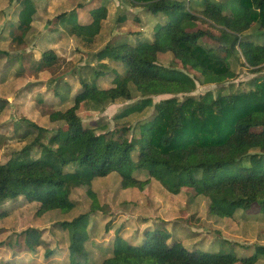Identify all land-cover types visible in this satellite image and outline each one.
Wrapping results in <instances>:
<instances>
[{
  "label": "trees",
  "instance_id": "16d2710c",
  "mask_svg": "<svg viewBox=\"0 0 264 264\" xmlns=\"http://www.w3.org/2000/svg\"><path fill=\"white\" fill-rule=\"evenodd\" d=\"M132 1L143 4L154 15L168 16V22L156 32L155 40L136 45L125 38L109 41L95 54V59L125 65V72L117 75L118 84L102 88L82 80L83 89L73 99L62 98L58 108L44 110V114L60 113L66 125L52 132L29 122L30 129L24 136L34 128L35 139L0 163V204L23 195L30 209L39 215L49 210L79 208L81 201L72 196L73 189L79 182H89L90 209L50 228L53 235L62 233L66 242L54 236L58 247L51 249L46 240H39L47 246L48 257L63 251H69L75 258L84 253L87 243L96 236L91 217L102 209L97 183L113 172L122 176L123 189L138 186L141 181L138 171H146L173 194H179L185 187L192 188L210 199V213L220 217L235 219L240 210L259 203L264 223V75L249 81V87L242 91L216 96L208 91L196 96L191 93L197 88V80L186 70L190 62L195 64L203 73L205 84L218 83L223 76L236 77L227 59L231 54L238 55L239 48L247 67L260 72L264 43L252 40L246 32L259 25L264 34V0H236L243 9L240 17L224 11L223 3L230 0L222 3L203 0L200 11L192 7L191 0ZM75 14L73 10L59 14L58 18ZM92 15L96 21L105 19L107 4L94 9ZM197 20L210 24L218 33L194 30ZM69 30L80 36L92 35L93 26L76 22ZM203 37L213 40L217 48L212 50L201 43ZM11 40L24 45L19 35L10 37ZM159 53H171L175 62L171 66L160 64ZM56 58L52 51L43 53L47 64ZM178 60L185 69L180 68ZM132 87L143 95L172 97L157 103L151 96L133 101L136 92ZM120 99L133 102L116 115L119 120L153 109L149 117L135 125L139 136H130L132 127L106 128L98 133L94 127L85 125L80 115L83 104L103 105ZM6 107V100L0 98V114ZM245 161L251 165L247 166ZM228 191L233 198L227 195ZM110 224L106 225V231ZM171 237L164 226L147 229L138 245L117 235L111 256L100 264H236L239 261L255 264L259 252L264 251V245H258L256 254L239 257L232 252L191 250L178 238Z\"/></svg>",
  "mask_w": 264,
  "mask_h": 264
},
{
  "label": "rangeland",
  "instance_id": "374dc122",
  "mask_svg": "<svg viewBox=\"0 0 264 264\" xmlns=\"http://www.w3.org/2000/svg\"><path fill=\"white\" fill-rule=\"evenodd\" d=\"M112 1L115 5L111 6L107 34L94 42H86L83 40L85 38L77 37L74 43L77 51L72 53L77 57V62L73 59L67 60L66 56L59 59L56 64H51L50 60L48 61L51 62L50 65H47L42 56L43 47L38 51L27 52L25 50L27 45H20V42L13 40L7 47L9 51L7 55L0 50V98L7 102V107L0 114V163L7 161L16 151L35 139L34 128H31L33 130L31 134L24 136L30 129L29 122H35L52 132L66 125L60 113L44 114V110L58 108L62 98L73 99L83 89L82 80L96 83L102 88L118 84L117 75L125 72V65L110 63L108 60L98 61L94 55L105 45L109 38L107 36L114 30L127 31V42L136 45L142 41H154L158 29L169 20L166 14L154 15L148 12L143 4L132 0H121L120 3H117V0ZM2 2L1 6H5L7 0ZM105 2L107 3V0ZM105 2L99 1L94 7H100ZM191 5L196 11L202 10L204 6L203 0H191ZM223 7L226 13H231L235 17L243 16V9L236 0L224 2ZM122 16L126 17V20L119 24L117 19ZM68 22L69 19L67 24ZM141 23H144L146 30L143 36H136L140 32L136 28L141 26ZM195 25L194 30L201 28L218 33L202 20H197ZM123 27H126V30H122ZM262 30L261 26L255 25L246 32V35L254 41L264 43ZM16 35L20 36L21 31H15L10 37ZM111 39L124 38L120 34H115ZM200 42L212 50L217 48L209 37L201 38ZM2 45L0 44V49ZM237 49L239 54H231L227 59L229 67L237 76L219 77L218 83L202 82L203 73L190 62L186 70L197 80V88L191 95L200 96L212 91L216 96L218 93L242 91L249 87V81L264 75L263 68L260 72L251 71L245 64L240 49ZM158 58V62L164 66H171L175 62L171 53L158 55ZM176 62L183 68L179 60ZM98 71L102 73L99 76ZM132 89L136 92L133 101L143 96H151L157 103L172 97L170 94L143 95L133 87ZM179 97L181 100L184 99V95ZM133 101L120 99L103 105L89 102L82 105L80 115L85 125L94 127L98 133L106 128L116 130L127 126L132 127L130 136H139L138 129L135 131L134 127L139 120L153 113L152 108L140 116L123 120L116 118V115ZM244 163L247 166L251 165L250 162ZM262 167L264 168V158ZM136 174L140 176L141 181L138 186L130 189L121 187L122 176L118 172L111 173L97 183L102 209L91 217V227L96 228V236L87 243L86 250L83 254H78L77 258L70 255L69 251L54 253L48 257L47 246L40 241L46 240L51 249L58 247L54 236L61 242H66L67 239L62 233L53 235L50 228L57 222L71 220L90 209L92 200L87 194L89 182H79L74 187L72 196L81 201V206L70 211L55 209L39 215L30 209L23 195L5 200L0 204V263L84 264L88 261L90 264H100L111 256L117 235L138 245L142 242L147 229L153 230L159 226L166 227L172 234L171 239L178 238L191 250L198 248L220 254L232 252L239 257H249L258 252L256 249L258 245H264V223L260 218L263 213L259 203H255L248 210H240L239 216L235 219L220 217L210 213V199L198 191L185 187L179 194H173L146 171H138ZM227 195L233 198L231 191H228ZM109 222L111 224L106 231ZM259 253L260 257L255 264H264V251ZM236 264L244 263L239 261Z\"/></svg>",
  "mask_w": 264,
  "mask_h": 264
},
{
  "label": "crops",
  "instance_id": "0c3cea01",
  "mask_svg": "<svg viewBox=\"0 0 264 264\" xmlns=\"http://www.w3.org/2000/svg\"><path fill=\"white\" fill-rule=\"evenodd\" d=\"M99 1L105 2L106 0H81L80 2H77V0H7L5 6H1L3 2L0 0V36H3L0 39V44H3L0 50H8L7 47L11 43L9 41L10 35L20 30V36L23 38L22 43L27 45L25 48L27 52L38 51L43 47V53L52 51L57 57L52 64H56L59 59H64L66 56L67 60L73 59V61L77 62V57L72 54L77 51L74 45L77 37L81 39L85 38L83 40L86 42H94L99 41L97 38H102V36L107 34L106 29L108 21L111 18L109 14L111 13V6L115 5V2L107 0V3L105 2L108 7L107 17L101 21H96L92 15V11L98 8L94 6H97ZM120 1L117 0V3H120ZM73 10L76 11L74 16L58 18L59 14L69 13ZM68 19L70 22L67 24ZM117 20L121 24L126 20V17L122 16ZM76 22L84 26H93L92 35L80 36L72 34L69 29ZM140 25L136 28L138 32L140 31L136 36L142 35L146 30L144 23ZM122 30H126V27H123ZM126 32L114 30L111 35L107 36L109 38L105 45L112 40L111 38L115 34H120L122 38L126 39L128 34ZM4 37H8L9 39L6 40ZM105 45L98 51L104 48ZM161 54L165 53H159V55Z\"/></svg>",
  "mask_w": 264,
  "mask_h": 264
},
{
  "label": "built area",
  "instance_id": "2783aa9c",
  "mask_svg": "<svg viewBox=\"0 0 264 264\" xmlns=\"http://www.w3.org/2000/svg\"><path fill=\"white\" fill-rule=\"evenodd\" d=\"M260 67L264 69V64H262Z\"/></svg>",
  "mask_w": 264,
  "mask_h": 264
}]
</instances>
